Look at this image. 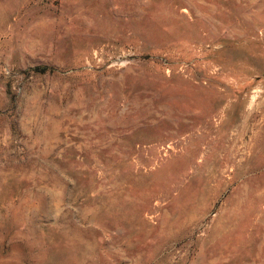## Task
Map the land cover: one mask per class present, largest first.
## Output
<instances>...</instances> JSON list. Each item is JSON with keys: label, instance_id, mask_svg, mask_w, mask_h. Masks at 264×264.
<instances>
[{"label": "rangeland", "instance_id": "1", "mask_svg": "<svg viewBox=\"0 0 264 264\" xmlns=\"http://www.w3.org/2000/svg\"><path fill=\"white\" fill-rule=\"evenodd\" d=\"M0 264H264V0H0Z\"/></svg>", "mask_w": 264, "mask_h": 264}]
</instances>
